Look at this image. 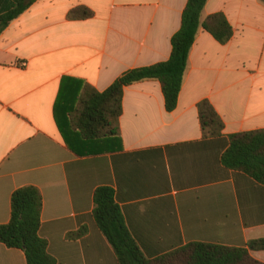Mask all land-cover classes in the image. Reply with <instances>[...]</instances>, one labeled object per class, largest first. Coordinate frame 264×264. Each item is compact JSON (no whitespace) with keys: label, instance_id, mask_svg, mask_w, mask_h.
Here are the masks:
<instances>
[{"label":"crops","instance_id":"crops-1","mask_svg":"<svg viewBox=\"0 0 264 264\" xmlns=\"http://www.w3.org/2000/svg\"><path fill=\"white\" fill-rule=\"evenodd\" d=\"M13 3L0 0V17ZM187 3L36 0L0 35V226L10 222L13 194L37 188L40 236L57 264H119L94 218L100 187L114 190L148 259L191 243L246 248L264 239V186L221 161L229 136L264 129V0H209L202 22L222 12L234 38L221 45L200 29L173 112L159 82L127 87L111 152L76 156L54 118L64 79L104 92L128 70L168 61ZM80 6L94 17L69 20ZM245 28L261 36L252 56L239 39ZM205 99L224 122L221 137H203L197 105ZM82 228L83 238H68ZM251 255L264 263V252ZM0 264L28 263L22 250L0 243Z\"/></svg>","mask_w":264,"mask_h":264},{"label":"trees","instance_id":"trees-1","mask_svg":"<svg viewBox=\"0 0 264 264\" xmlns=\"http://www.w3.org/2000/svg\"><path fill=\"white\" fill-rule=\"evenodd\" d=\"M13 0V7L0 17V35L9 24L24 14L35 2ZM209 0H188L180 30L172 37V52L166 62L131 69L123 73L104 92L78 80H63L54 108V118L62 138L76 156L90 157L111 152L107 142L121 141L119 120L123 114V97L127 87L143 82H159L165 108L173 112L178 106L191 50L202 28L219 44L227 45L235 30L222 12L208 16L202 13ZM94 12L80 6L70 11L69 20H88ZM67 82L72 83L71 86ZM200 127L205 139L223 135L224 122L209 100L197 105ZM111 145V144H109ZM229 170L243 173L264 186V129L229 136V147L222 155ZM10 222L0 226V243L22 250L28 264H57L48 252V242L40 236L43 198L32 186L18 189L11 199ZM94 218L117 256L119 264H264L251 252H264V239L252 240L246 248H233L206 243H191L155 259L146 258L131 236L115 192L100 187L94 193ZM87 228L71 233V240L81 239Z\"/></svg>","mask_w":264,"mask_h":264},{"label":"rangeland","instance_id":"rangeland-1","mask_svg":"<svg viewBox=\"0 0 264 264\" xmlns=\"http://www.w3.org/2000/svg\"><path fill=\"white\" fill-rule=\"evenodd\" d=\"M240 34L239 39L243 43L245 52L251 55L257 54L262 50L261 36L254 29L245 28Z\"/></svg>","mask_w":264,"mask_h":264},{"label":"water","instance_id":"water-1","mask_svg":"<svg viewBox=\"0 0 264 264\" xmlns=\"http://www.w3.org/2000/svg\"><path fill=\"white\" fill-rule=\"evenodd\" d=\"M28 2H32V1H34V0H27Z\"/></svg>","mask_w":264,"mask_h":264}]
</instances>
